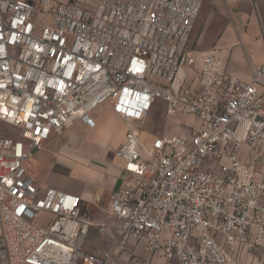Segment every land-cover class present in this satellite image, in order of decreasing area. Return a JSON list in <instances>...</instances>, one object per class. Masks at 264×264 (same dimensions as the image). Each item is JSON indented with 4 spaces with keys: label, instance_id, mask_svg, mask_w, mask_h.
<instances>
[{
    "label": "built area",
    "instance_id": "1",
    "mask_svg": "<svg viewBox=\"0 0 264 264\" xmlns=\"http://www.w3.org/2000/svg\"><path fill=\"white\" fill-rule=\"evenodd\" d=\"M205 2L0 0V123L17 131L0 125V264H108L113 251L85 248L94 226L119 232L117 253L144 241L169 264H234L239 249L264 262V61L246 81L223 49H191ZM159 101L186 130L147 140ZM106 102L128 124L112 222L96 216L102 195L27 169L71 121L96 127Z\"/></svg>",
    "mask_w": 264,
    "mask_h": 264
},
{
    "label": "crops",
    "instance_id": "2",
    "mask_svg": "<svg viewBox=\"0 0 264 264\" xmlns=\"http://www.w3.org/2000/svg\"><path fill=\"white\" fill-rule=\"evenodd\" d=\"M254 33V28L252 31L236 23V27L227 26L217 39L216 47L225 53L226 69L246 81L251 79L252 67L264 61V34L261 40H256ZM92 116L97 122L94 128L75 120L66 125L62 134H52L43 150L33 152L27 169L45 185L83 196L102 195L96 216L112 222L107 213L110 199L125 187L127 177L124 161L116 151L125 139L128 124L113 111L110 102L96 107ZM189 120L196 119L189 117ZM249 153V147L242 149L243 157ZM262 154L264 157V147ZM119 237L116 229L100 232L94 226L89 231L85 248L91 252L113 251L114 259L108 264H169L161 255L148 258L144 241H129L117 253ZM233 256L234 264H264L258 253L239 249Z\"/></svg>",
    "mask_w": 264,
    "mask_h": 264
},
{
    "label": "rangeland",
    "instance_id": "3",
    "mask_svg": "<svg viewBox=\"0 0 264 264\" xmlns=\"http://www.w3.org/2000/svg\"><path fill=\"white\" fill-rule=\"evenodd\" d=\"M236 23L252 31L254 28V37L261 40L264 34V0H206L192 33L190 48L202 52L216 47L222 31L227 26L236 27ZM164 106L159 101L151 112L143 133L145 139L150 140L151 136L161 134L164 129L169 132L186 130L182 124L186 120L185 116L165 120ZM0 125L4 135L17 136L15 129L4 123Z\"/></svg>",
    "mask_w": 264,
    "mask_h": 264
}]
</instances>
